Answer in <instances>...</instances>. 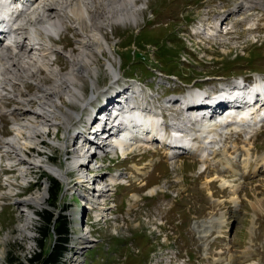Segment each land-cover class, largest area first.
I'll return each mask as SVG.
<instances>
[{
  "label": "rangeland",
  "instance_id": "374dc122",
  "mask_svg": "<svg viewBox=\"0 0 264 264\" xmlns=\"http://www.w3.org/2000/svg\"><path fill=\"white\" fill-rule=\"evenodd\" d=\"M252 1L138 0L141 9L137 24H120L102 30L107 44L102 43L101 54L94 53V64L99 72L80 78L78 87L83 94L80 102L65 103L62 111L66 120H60L61 127L52 128L38 146H28L27 156L38 157L44 165L70 168L76 147L72 146L75 140L69 136L87 130L92 109L99 108L108 95L127 91L133 84L139 85L138 81L149 108L162 111L165 116L167 113L166 123L169 124L174 113L177 122L183 114L176 103L172 108L174 113L165 112L168 111L165 104H172L170 101L178 100L181 95L185 97L198 88L210 90L218 83L241 77L252 83L264 78V0L263 7L253 6L254 9ZM233 11H237V15H231L224 25L226 31L232 28L229 31L232 33L216 40L200 37L201 22L204 24L208 19V24L212 25L214 20L226 18ZM80 39L82 36L70 23L55 43L66 52L73 50L77 54L82 45ZM48 59L52 67L69 71L70 61L62 53L50 54ZM109 61L120 71L118 77L109 71ZM41 80L47 85L53 82L44 71ZM35 84L25 81V91L29 94L38 91ZM18 102L3 99L2 103L11 110ZM12 117L0 115L4 139L16 134L13 118L18 120L19 117L17 114ZM26 137L24 134L20 139ZM216 148L218 151L209 157L207 169L187 155L171 163L167 151L158 147L135 151L126 161H110V156L101 158L99 163L103 168L94 175L108 172L123 175L129 186L118 188V222L109 221L98 227L89 225L91 239L95 242L83 252L76 243L85 230L84 222L76 220L77 206L69 204L73 199L70 188L76 184L78 172L69 173V183L62 182L43 168L33 169L21 164L1 144L0 264H13L12 258L27 263L26 259L39 252V228L43 225L40 215L45 210L57 217L67 216L73 231H70L71 242L60 259L61 264H79L80 259L82 264H264V127L250 139L246 135H224ZM249 160L247 171L245 165ZM151 162L153 166L149 165ZM135 166L143 167L147 174L137 175ZM11 170L16 172L12 174ZM215 177L225 178L240 187V204L231 201V188L222 189L220 180ZM27 180L34 183L26 187ZM46 181L47 199L41 206H28L36 213L33 223L27 224L28 209L18 201L42 192ZM51 181H58L62 187V198L55 206L49 205ZM157 186L159 190L152 193L151 189ZM74 201L80 203L77 196ZM222 214L227 219L225 225L219 224ZM56 240L53 233L44 241L45 255L51 252Z\"/></svg>",
  "mask_w": 264,
  "mask_h": 264
},
{
  "label": "bare ground",
  "instance_id": "6f19581e",
  "mask_svg": "<svg viewBox=\"0 0 264 264\" xmlns=\"http://www.w3.org/2000/svg\"><path fill=\"white\" fill-rule=\"evenodd\" d=\"M137 1L0 0V115L14 117L17 114L19 117L18 120L12 117L16 131L14 136L4 139L0 130V145L2 144V148L6 152L16 156L21 164H28L33 169L34 167L43 168L48 174L62 182L69 183V173L78 172L79 177L76 184L69 188L72 189L73 199L77 196L80 203L76 205L72 199L69 204L77 206V210L80 211L81 216L76 218L78 222L82 221V213L86 212V219L85 217L83 219L85 230L83 229L82 236L76 243L83 252L95 242L91 239V232H88L91 231L89 225L95 226L101 225V223L105 225L107 220L112 223L118 222V220L114 221L117 219V205L114 196L116 186L124 184L123 177L109 172L94 175L103 166L99 163L102 156L108 153L116 154V151L119 150L123 159H126L134 151L158 147L167 151L171 163H176L181 155H187L200 161L202 168L207 169V162L211 161L209 157L218 151L216 148L218 140L222 141V131L229 130L230 127L248 128L260 113L264 112V86L262 84H257L248 90L223 91L221 95L215 97H208L201 92H192L182 100L184 109L181 110V107L179 109L183 118L171 126L173 137H168L159 114L148 108L137 107L134 100L136 95L133 91L114 92V95L109 96L106 101H111L107 103L106 109L96 113L93 119L89 120L87 131L78 132V137H76L77 134L69 136L75 140L72 142V146L76 147L73 148L75 155L72 156L74 161L70 168L64 170L58 166L44 165L42 160L36 156L29 158L26 154L28 146H38L41 142L40 139L44 135H48L52 128L61 127L60 120H66V115L62 111L63 107L66 108L65 103H78L82 99L83 94L78 87L81 84L80 78L99 72V67L94 64V55L102 53V43L107 44L102 30L111 29L120 24H137L141 9ZM251 4L252 7H263L262 0H253ZM231 15H237V11L231 12L226 18L217 19L216 22L214 20L212 25L208 24L209 31L219 36L232 33L229 32L232 28H228L227 31L222 28L225 25L224 22ZM220 21L223 23L221 24ZM70 23L72 28L82 36V39L79 40L82 45L77 54L73 50L66 52L64 47L55 43L61 33L68 29ZM202 34L204 35V33ZM56 53H62L68 58L70 61L69 71L63 72L58 66L54 68L53 65H50L51 60H47V57ZM107 66L113 76L118 77L120 71L113 63L109 61ZM43 71L53 80L51 84L47 85L41 80ZM25 81L36 82L38 91L33 94L25 91L27 88H25ZM258 94H260V98H258ZM3 99H15L19 102L14 109L9 110L3 105ZM178 102L177 99L170 101L172 105L178 104ZM86 104L88 105V103ZM110 105L112 108H109ZM168 108L170 109L171 106ZM71 113L78 117L74 112ZM101 114L103 115L99 116ZM24 134L27 137L22 138V141L20 137ZM250 161L245 165L247 171ZM149 165L153 166L154 163L151 162ZM23 170L25 171L26 168ZM134 170L139 176L147 174L143 171V167L135 166ZM123 173L125 172L123 171ZM220 178L216 179L220 180L221 188H231L230 193L233 195L231 201L237 205L240 187L232 184L230 180ZM30 181L32 180H27L28 183ZM44 186L42 192L35 193V196L28 194L29 197H23L24 199L18 201L28 209L27 224L32 222L36 213L28 206H41L47 199L48 183L46 182ZM157 190H159L158 186L151 189V192L156 193ZM13 212H15L14 209ZM89 215L91 220L88 221ZM219 220V224L225 225L227 222L223 214ZM221 260L223 259L221 258ZM65 262L67 261L65 260ZM77 262L82 264L81 259ZM59 263L61 264L62 261Z\"/></svg>",
  "mask_w": 264,
  "mask_h": 264
},
{
  "label": "trees",
  "instance_id": "16d2710c",
  "mask_svg": "<svg viewBox=\"0 0 264 264\" xmlns=\"http://www.w3.org/2000/svg\"><path fill=\"white\" fill-rule=\"evenodd\" d=\"M137 54V53H136ZM142 59V58H141ZM50 192V206H55L58 200L62 195V187L58 183V181H51V187L49 189ZM40 218L43 222V225L39 229L40 233V241H39V249L40 252H37L28 260L29 264H58L60 262L61 257L67 250V245L70 242L71 236L69 231V221L66 216L57 215L50 211H45ZM54 218V219H53ZM61 219V220H60ZM42 228V229H41ZM57 237L56 244L52 247L51 252L48 255H45L44 252V241L47 240L52 234ZM41 253V254H40ZM13 264H24L22 262L17 261L16 259H11Z\"/></svg>",
  "mask_w": 264,
  "mask_h": 264
}]
</instances>
